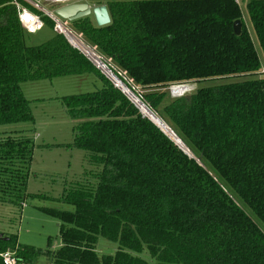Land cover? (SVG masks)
Segmentation results:
<instances>
[{"label":"trees","instance_id":"obj_1","mask_svg":"<svg viewBox=\"0 0 264 264\" xmlns=\"http://www.w3.org/2000/svg\"><path fill=\"white\" fill-rule=\"evenodd\" d=\"M9 1L0 0V125L32 121L23 83L89 77L99 89L59 98L77 122L72 145L94 168L57 199L72 211L39 208L59 221L60 247L21 246L3 234L0 249L17 247L28 264H148L131 255L144 249L155 264H264V75L236 0H94L110 24L90 16L68 27L194 159L62 35L27 46ZM246 11L264 60V0ZM227 77L247 79L189 96L167 90ZM18 135L0 139V203L19 207L41 196L26 194L34 142ZM99 238L117 250L98 254Z\"/></svg>","mask_w":264,"mask_h":264},{"label":"rangeland","instance_id":"obj_2","mask_svg":"<svg viewBox=\"0 0 264 264\" xmlns=\"http://www.w3.org/2000/svg\"><path fill=\"white\" fill-rule=\"evenodd\" d=\"M248 1L250 0H238V4L242 13V22L261 60V75L258 76H263V54L248 22L246 11ZM87 3L90 6L96 4L94 0H87ZM45 9L51 8L45 6ZM61 21L66 27H70L71 22ZM53 36L52 29L45 25L41 32L33 35L26 34L24 41L27 46H38ZM113 73L117 75L114 71ZM117 77L125 83L124 79L118 75ZM245 79L247 78L227 77L204 81L201 85H189V91L183 96L194 93L199 86H217ZM97 89H99V84L95 86L92 78L76 76L26 82L20 85V91L27 102L32 121L0 125V139L9 135L17 138L18 133H22L33 140L34 149L26 194L41 197H29L19 207L13 203H0V233L16 236L18 245L46 249L49 243L51 250L60 247L59 221L40 212L39 208L72 211L71 206L58 202L57 199L64 188L85 180L83 178L87 176L89 178L90 176L85 174L93 172L94 168L88 161L87 153L73 147L72 129L77 122L67 115L59 98L90 93ZM167 90L171 98L176 97L171 93L170 88ZM135 91L138 92V90ZM117 248L115 243L103 238L98 239L97 252L100 255H112ZM131 255L145 260L148 264H155L145 249L140 254L131 253Z\"/></svg>","mask_w":264,"mask_h":264},{"label":"built area","instance_id":"obj_3","mask_svg":"<svg viewBox=\"0 0 264 264\" xmlns=\"http://www.w3.org/2000/svg\"><path fill=\"white\" fill-rule=\"evenodd\" d=\"M236 2L238 3V0H236ZM83 3L87 4L89 7L97 6H90L87 3V0H10L8 4L14 7L17 20L25 34L33 35L41 32L45 27L42 17H47L53 23L52 31L65 38L66 36L64 30H71L62 23L59 17L55 15V10L63 6ZM45 6H49L51 9H45ZM26 17L28 18L26 19ZM178 86L184 85H176L172 87ZM172 87H170V91ZM16 251L17 247L14 249H0V264H28L17 258Z\"/></svg>","mask_w":264,"mask_h":264},{"label":"bare ground","instance_id":"obj_4","mask_svg":"<svg viewBox=\"0 0 264 264\" xmlns=\"http://www.w3.org/2000/svg\"><path fill=\"white\" fill-rule=\"evenodd\" d=\"M65 36L67 40L78 50H81L83 54L99 69V71L107 77L114 85L120 89L138 108V110L142 113L143 116L150 119L169 139H171L178 147H180L183 151L188 154H191L188 149L182 144V142L176 137V135L171 131V129L152 112L148 106L139 99V97L132 92L124 83L121 81L117 75L124 79L123 76L119 73L111 69L107 64H105L100 56L89 49L80 39H78L71 31H65ZM112 71H114L117 75H115ZM125 80V79H124ZM126 82V80H125ZM127 83V82H126ZM186 89V90H185ZM189 91V87L187 85L172 87L171 93L176 96H182ZM136 92V91H135Z\"/></svg>","mask_w":264,"mask_h":264},{"label":"water","instance_id":"obj_5","mask_svg":"<svg viewBox=\"0 0 264 264\" xmlns=\"http://www.w3.org/2000/svg\"><path fill=\"white\" fill-rule=\"evenodd\" d=\"M55 15L59 17L61 20H65L67 22H74L76 20H80L86 17L92 16L94 19V22L97 27H104L110 24V17L108 14V11L105 6H93L89 7L87 4H71L68 6H63L60 8H57L55 10ZM233 33L234 35L238 36L241 32V22L239 20L235 21L232 25ZM66 39V37H65ZM67 40V39H66ZM67 42L75 48L68 40ZM78 50L77 48H75ZM80 52V50H78ZM82 53V52H80ZM83 54V53H82ZM85 56V54H83ZM86 57V56H85ZM87 58V57H86ZM88 59V58H87ZM89 60V59H88ZM90 61V60H89ZM91 62V61H90ZM91 64L95 67V65L91 62ZM97 70H99L97 67H95ZM102 74V73H101ZM103 75V74H102ZM107 78V77H105ZM108 79V78H107ZM109 80V79H108ZM110 81V80H109ZM111 82V81H110ZM112 85L118 89L113 82H111ZM133 105L134 103L120 90L118 89ZM135 106V105H134ZM136 107V106H135ZM137 108V107H136ZM138 109V108H137ZM139 111V110H138ZM140 112V111H139ZM142 115V113L140 112ZM142 117L146 118L142 115ZM148 119V118H146ZM151 123H153L150 119H148ZM154 124V123H153ZM155 125V124H154ZM156 126V125H155ZM157 127V126H156ZM158 128V127H157ZM159 129V128H158ZM160 130V129H159ZM161 131V130H160ZM162 132V131H161ZM163 133V132H162ZM164 134V133H163ZM165 135V134H164ZM166 136V135H165ZM167 137V136H166ZM168 138V137H167ZM169 139V138H168ZM174 145H176L171 139H169ZM177 146V145H176ZM178 147V146H177ZM185 155H187L190 158L194 159V156L192 154H188L185 151H183L180 147H178ZM198 162V160L196 159ZM0 241H8V238L4 237L3 234L0 233Z\"/></svg>","mask_w":264,"mask_h":264},{"label":"clouds","instance_id":"obj_6","mask_svg":"<svg viewBox=\"0 0 264 264\" xmlns=\"http://www.w3.org/2000/svg\"><path fill=\"white\" fill-rule=\"evenodd\" d=\"M188 87H189V85H187ZM190 86H192V85H190ZM191 91V90H190ZM192 92V91H191Z\"/></svg>","mask_w":264,"mask_h":264},{"label":"snow or ice","instance_id":"obj_7","mask_svg":"<svg viewBox=\"0 0 264 264\" xmlns=\"http://www.w3.org/2000/svg\"><path fill=\"white\" fill-rule=\"evenodd\" d=\"M28 17H26V19H27Z\"/></svg>","mask_w":264,"mask_h":264}]
</instances>
